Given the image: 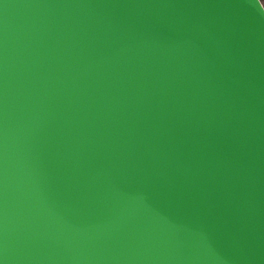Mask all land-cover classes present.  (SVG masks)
Returning a JSON list of instances; mask_svg holds the SVG:
<instances>
[{"label": "water", "instance_id": "water-1", "mask_svg": "<svg viewBox=\"0 0 264 264\" xmlns=\"http://www.w3.org/2000/svg\"><path fill=\"white\" fill-rule=\"evenodd\" d=\"M0 264H264L261 0H0Z\"/></svg>", "mask_w": 264, "mask_h": 264}, {"label": "rangeland", "instance_id": "rangeland-1", "mask_svg": "<svg viewBox=\"0 0 264 264\" xmlns=\"http://www.w3.org/2000/svg\"><path fill=\"white\" fill-rule=\"evenodd\" d=\"M261 2H262V4H263V6H264V0H261Z\"/></svg>", "mask_w": 264, "mask_h": 264}]
</instances>
